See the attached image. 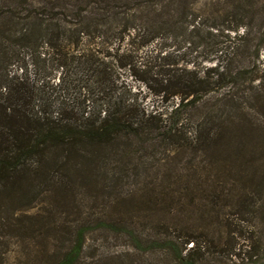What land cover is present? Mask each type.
<instances>
[{
  "label": "trees",
  "instance_id": "1",
  "mask_svg": "<svg viewBox=\"0 0 264 264\" xmlns=\"http://www.w3.org/2000/svg\"><path fill=\"white\" fill-rule=\"evenodd\" d=\"M263 11L0 0V264H264V62L235 66Z\"/></svg>",
  "mask_w": 264,
  "mask_h": 264
},
{
  "label": "rangeland",
  "instance_id": "2",
  "mask_svg": "<svg viewBox=\"0 0 264 264\" xmlns=\"http://www.w3.org/2000/svg\"><path fill=\"white\" fill-rule=\"evenodd\" d=\"M264 18V11L262 12V20ZM263 22V21H262ZM251 32L246 37L248 38V42L250 43L249 47L244 49L243 53L239 55L238 57L241 60L238 64L235 66L238 67V69L241 70V68H244V70L254 69L255 67L257 69L262 68L263 62H264V47H259V38L262 35V29L264 28V25H262L260 22H255L251 26ZM244 27L240 28V30L237 32V35L233 32L227 33V31H217L216 29H210V34L208 43L214 44L216 46H219L221 49L229 48L233 46L234 44L242 45L244 41H240L239 37L242 35V31H244ZM245 36V35H244ZM232 42L234 44H232ZM246 42V41H245ZM227 48V49H228ZM207 65H211V63H207ZM240 67V68H239ZM135 76L130 75V72L128 69H121L118 71V77L119 81L122 84H125L127 87H130V89L135 92L139 97L142 96L144 98L145 103L147 105H161L158 101V98L151 95L150 90L148 88V82L140 80L141 73L137 72V69L135 71ZM123 246L119 245L116 247H113L112 251H121L123 250Z\"/></svg>",
  "mask_w": 264,
  "mask_h": 264
}]
</instances>
